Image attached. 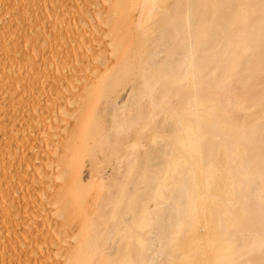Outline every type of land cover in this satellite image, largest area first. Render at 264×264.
<instances>
[{
    "label": "bare ground",
    "instance_id": "bare-ground-1",
    "mask_svg": "<svg viewBox=\"0 0 264 264\" xmlns=\"http://www.w3.org/2000/svg\"><path fill=\"white\" fill-rule=\"evenodd\" d=\"M0 20V264H264V0Z\"/></svg>",
    "mask_w": 264,
    "mask_h": 264
},
{
    "label": "rangeland",
    "instance_id": "rangeland-1",
    "mask_svg": "<svg viewBox=\"0 0 264 264\" xmlns=\"http://www.w3.org/2000/svg\"><path fill=\"white\" fill-rule=\"evenodd\" d=\"M13 11L16 12V10H13ZM1 24H2V21L0 20V25H1ZM130 79H131L130 81H129V78L127 79V80H128L127 83H128V82H130V83H132V82H133V83H136V82H137V79L134 78V77H131Z\"/></svg>",
    "mask_w": 264,
    "mask_h": 264
}]
</instances>
